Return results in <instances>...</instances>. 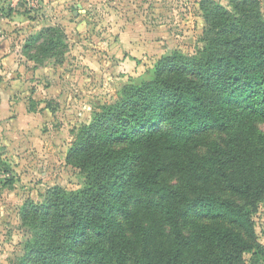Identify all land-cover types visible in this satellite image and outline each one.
Masks as SVG:
<instances>
[{
    "label": "trees",
    "instance_id": "trees-1",
    "mask_svg": "<svg viewBox=\"0 0 264 264\" xmlns=\"http://www.w3.org/2000/svg\"><path fill=\"white\" fill-rule=\"evenodd\" d=\"M199 9L195 55L160 58L151 79L125 85L72 132L66 161L84 183L24 204L18 264H264L254 221L264 201L261 2ZM62 38L48 27L24 48L54 58Z\"/></svg>",
    "mask_w": 264,
    "mask_h": 264
},
{
    "label": "rangeland",
    "instance_id": "rangeland-1",
    "mask_svg": "<svg viewBox=\"0 0 264 264\" xmlns=\"http://www.w3.org/2000/svg\"><path fill=\"white\" fill-rule=\"evenodd\" d=\"M200 1L0 0V264H18L24 254L27 201L83 185L66 161L72 132L125 85L151 79L160 58L196 54L205 28ZM48 27L63 31L64 54L42 59L37 43L25 51ZM254 221L264 244V201Z\"/></svg>",
    "mask_w": 264,
    "mask_h": 264
}]
</instances>
